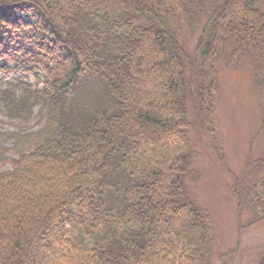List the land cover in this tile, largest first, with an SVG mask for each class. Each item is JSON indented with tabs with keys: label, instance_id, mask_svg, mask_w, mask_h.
I'll list each match as a JSON object with an SVG mask.
<instances>
[{
	"label": "trees",
	"instance_id": "16d2710c",
	"mask_svg": "<svg viewBox=\"0 0 264 264\" xmlns=\"http://www.w3.org/2000/svg\"><path fill=\"white\" fill-rule=\"evenodd\" d=\"M244 56L264 96V0H0V73L41 84L2 103L29 111L32 96L45 120L0 170V264H211L189 107L226 166L218 70ZM93 76L107 108L85 114L72 94ZM232 177L238 211L264 220V157Z\"/></svg>",
	"mask_w": 264,
	"mask_h": 264
},
{
	"label": "rangeland",
	"instance_id": "374dc122",
	"mask_svg": "<svg viewBox=\"0 0 264 264\" xmlns=\"http://www.w3.org/2000/svg\"><path fill=\"white\" fill-rule=\"evenodd\" d=\"M193 39L183 41L188 54L192 51ZM19 82L29 83L32 88L41 87V84L36 85L30 74L0 73V146L5 149L2 153L5 164L0 162L1 171L10 169L7 160L32 148L37 140L35 136L45 124L41 104L32 102V96L28 99L32 105L29 111L15 112L4 107L3 89L12 91L15 98L26 96ZM77 88L72 98L75 106L85 107L83 113H88L87 109L90 112L94 109L106 110L107 105L100 100L103 86L96 76L89 77ZM83 88H87L86 91ZM189 111L192 126L187 133L197 154L193 171L187 178V187L192 197L213 217L211 264H256L264 252V220L249 225L250 214L246 210L242 213L238 211L236 198L230 191L232 173L240 177L249 156L252 159L264 157V123L260 126L264 115V96L252 81L249 56H244L237 68L222 63L219 65V137L226 166L217 159L206 132L196 124L191 106ZM222 255L226 256L222 258Z\"/></svg>",
	"mask_w": 264,
	"mask_h": 264
}]
</instances>
